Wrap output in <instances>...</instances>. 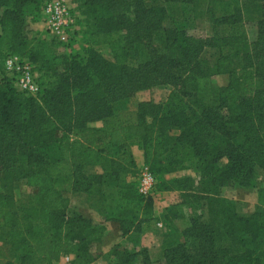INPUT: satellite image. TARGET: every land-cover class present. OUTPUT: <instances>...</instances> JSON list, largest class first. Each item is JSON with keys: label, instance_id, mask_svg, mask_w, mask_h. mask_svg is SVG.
<instances>
[{"label": "trees", "instance_id": "1", "mask_svg": "<svg viewBox=\"0 0 264 264\" xmlns=\"http://www.w3.org/2000/svg\"><path fill=\"white\" fill-rule=\"evenodd\" d=\"M44 1L0 0V264H54L64 254L73 255L72 264L92 263L91 244L102 228L68 212L69 191L99 196L123 234L138 207L141 222H150L152 196L177 192L164 216L170 230L158 256L163 264H234L244 257L264 234V189L257 191L261 210L252 215L237 214L220 192L252 188L256 169L264 170V0L255 40L249 42L244 30L228 40L237 62L224 72L227 84L216 88L200 55L227 39L210 45L188 35L189 25L165 28L164 9L145 0H73L86 18L87 47L57 72L54 58L32 48L24 31L28 19L40 21ZM226 7L220 23L238 30L236 8ZM9 56L32 65L41 87L36 97L17 91L1 70ZM164 85L177 90L163 105L142 101L124 119L115 115V103ZM133 148L142 151L157 181L147 196L136 189ZM86 161L102 173H85ZM186 170L193 176L164 178ZM28 180L39 189L20 199L18 184ZM119 201L125 206L114 213ZM178 207L190 212L182 229L172 224ZM112 255L115 264L137 262L136 253L120 247ZM147 262L144 256L141 264Z\"/></svg>", "mask_w": 264, "mask_h": 264}, {"label": "rangeland", "instance_id": "2", "mask_svg": "<svg viewBox=\"0 0 264 264\" xmlns=\"http://www.w3.org/2000/svg\"><path fill=\"white\" fill-rule=\"evenodd\" d=\"M262 1L263 0H175L173 2H164L163 0H145V5L164 9V21L162 25L165 28L180 29L184 28L185 25H189L188 35L198 39L212 40L210 45L217 39H227V41L223 43L226 45L216 47L208 46L204 48L200 55L201 64L207 72L209 82L213 88H216L227 84L229 76L224 72L229 70V68H234L237 62V58L231 55L230 42L228 41L232 38L231 36L239 35L244 30L249 42L255 40L256 24L258 21H261ZM71 3V12L77 16L79 21L82 20L83 22L81 21L80 25L78 24L69 34L66 42L59 41L45 31V27L41 21L43 4L39 9L40 21L32 23L28 19L24 25V31L31 41L30 46L34 49L37 47L39 49L41 47L45 48L48 51L49 60L54 58L53 61L56 65L57 72H63L65 70L66 60L70 56L74 53L83 55L84 53H82V50L87 47V44L83 41L88 38L87 35H85L86 26L84 22L86 18L81 13L82 9L79 8L80 3H76L73 0H71ZM227 4L231 6L232 10L234 8L237 10L238 15L234 19V22L237 23V26L239 25L238 30L233 29V23H220L221 16L228 14L226 12ZM1 14L2 9L0 8V16ZM101 53L107 58L110 57L107 49H102ZM1 70L4 71L3 65H1ZM48 76V80H55V77H53L51 73H49ZM173 90H177V88L171 85H164L152 90L137 92L130 99L115 103L113 105L114 113L122 120L125 116L134 111L139 102L152 101L163 105L168 94ZM91 125L99 127L100 123ZM193 174L192 170H186L181 172L180 178L193 176ZM253 185L252 188L248 189L233 186L223 187L220 195L234 202L237 214L252 215L261 210V205L258 203L257 191L264 189V170L256 169ZM38 189L39 185H37L36 181H23L18 184L16 194L20 199H25L30 195H35ZM174 212L176 213V217L172 219L174 227L178 229L186 227L190 213L188 209L178 207L175 208ZM202 217V221L206 222V213H204ZM177 242L178 241H175V243ZM219 245H224V243L220 242ZM263 247L264 234L260 231L247 248L248 253L240 259H235L234 264H243L244 261H248V264H264V258L262 256ZM157 259L160 264H163L160 257Z\"/></svg>", "mask_w": 264, "mask_h": 264}, {"label": "crops", "instance_id": "3", "mask_svg": "<svg viewBox=\"0 0 264 264\" xmlns=\"http://www.w3.org/2000/svg\"><path fill=\"white\" fill-rule=\"evenodd\" d=\"M132 156L136 169L144 164L142 151L133 148ZM86 162L83 166L85 173L89 175L102 173V169L98 164ZM181 172L183 171L165 175L164 178L165 180L179 179ZM65 197L69 201V213L79 215L89 221L92 227L102 228L99 240L91 244V252L94 255L91 264H115L116 258L112 255V251L116 247L136 253V264H141L144 256L148 258L146 264H160L157 259L158 253L163 247L170 230L164 216L168 213L167 210L177 203V192L156 194L151 197L152 211L148 224L141 222L143 211L138 207L136 209L137 220L125 234L122 233L120 220L113 217L114 215L109 216L106 213H110L112 210L107 206H102L99 196L86 192L69 191L65 193ZM125 203L126 201H119L117 210L115 209L113 212H119L121 207L124 208Z\"/></svg>", "mask_w": 264, "mask_h": 264}, {"label": "built area", "instance_id": "4", "mask_svg": "<svg viewBox=\"0 0 264 264\" xmlns=\"http://www.w3.org/2000/svg\"><path fill=\"white\" fill-rule=\"evenodd\" d=\"M71 0H45L42 6V24L45 31L59 41L66 42L69 34L77 27L78 19L71 7ZM6 75L13 79L15 89L27 96L36 97L41 87L32 65L25 59L9 56L3 61ZM138 194L147 196L156 187V178L150 169L143 165L138 169L136 179ZM73 255L64 254L54 264H72Z\"/></svg>", "mask_w": 264, "mask_h": 264}]
</instances>
